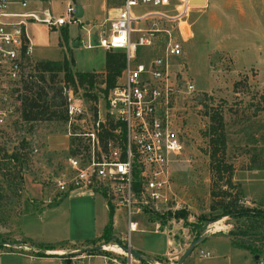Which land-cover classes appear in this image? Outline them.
<instances>
[{
  "label": "rangeland",
  "instance_id": "rangeland-1",
  "mask_svg": "<svg viewBox=\"0 0 264 264\" xmlns=\"http://www.w3.org/2000/svg\"><path fill=\"white\" fill-rule=\"evenodd\" d=\"M234 1L233 5L222 6L219 10L214 7L203 10L204 6H195L190 14L188 24L193 36L184 44L183 58L173 59V63L185 65L196 91L185 94L180 87L174 103L175 120L181 129L185 151L171 167L172 194L169 201L159 205L157 210L133 217V221L139 223L137 232L129 233L126 212L118 213L115 219L117 223L115 221L111 233L117 239L116 244L111 241L110 245H106V240L101 238L110 223V202L100 194H70L52 207L55 211H51L48 219L24 221L36 213L30 209L31 206L39 208L55 204V181L65 172L71 150L77 145L88 144L86 138L70 135L85 134L91 130L98 112H101L103 119L106 118L110 94L105 98L103 92L107 90L106 54L121 53L101 48L87 49L85 45L89 41L87 33L90 27L80 29L78 23L68 26L72 38L80 43L78 48H73L72 43H61L59 46L58 36L50 35V46L38 49L34 57L69 63L72 80H67L65 74L61 73L57 81L83 99L87 110L84 116L86 122L69 125L61 118V114L58 120L27 124L22 121L19 108L8 120L0 137V225L9 232L0 236V243L16 242L17 239L25 241L20 234L24 221L23 226L28 229L26 236L36 246L60 244L68 246V249L83 250L103 246L116 251L105 249L92 252V255L86 252L64 255L62 258L65 263L72 262L71 259L79 255L82 258H77L76 264H113L111 260L114 259L118 264H128L130 259L134 261L133 264H148L130 258L121 250L122 247L130 248L132 245L135 248L140 243L145 248L152 247L164 252L169 237L172 240L170 258L152 257L149 253L150 256H146L154 260L155 264H177L179 260L173 259L179 255L176 251L185 252L188 249L195 241L197 227L201 225L205 226L202 235L207 234V240L194 250L185 264L225 263L230 253L229 237L237 247L245 242L257 245L260 239L262 245L258 244V247H264V238L230 235L239 226L232 219L224 218L206 225L220 213V210H211L214 202L211 192L215 189L218 193L219 188V185L214 187L212 183L211 139L207 136L211 125L210 115L214 111L220 112L224 118L223 131L227 146L224 160L234 168L233 182L241 193L240 204L264 211V111H261L264 109V0ZM212 3L211 0V6ZM121 4L122 0H113L111 9L117 10ZM65 9L66 5H60L56 16L66 17ZM153 10L151 7H140L135 9V13L142 15ZM212 14L214 20L210 18ZM90 17L87 10L81 23L85 24L89 20L91 25L96 24ZM97 18L98 22L104 20L101 14ZM96 27L98 25L91 33L96 31ZM167 27L159 24V28ZM42 35L47 36L44 31ZM90 43L96 45L95 35L90 37ZM163 52L162 46L153 50L140 48L139 58L135 62H146L163 55ZM33 63L38 64L36 61ZM36 71V68L31 70L32 73ZM77 73H90L95 88L87 92L85 87L78 84L75 77ZM46 78L48 80L49 76L46 75ZM122 82L123 73L117 79L116 86ZM30 189L33 192L41 191L45 198L52 197L51 204L26 198L24 191ZM179 212L185 213V219L176 218ZM145 230L157 234H149ZM162 232L167 237L158 234ZM201 251L210 252L213 258L201 259ZM246 253L251 258L255 257L253 252ZM258 256L260 259L255 264L264 261V250ZM103 257L108 260L105 261Z\"/></svg>",
  "mask_w": 264,
  "mask_h": 264
},
{
  "label": "built area",
  "instance_id": "built-area-1",
  "mask_svg": "<svg viewBox=\"0 0 264 264\" xmlns=\"http://www.w3.org/2000/svg\"><path fill=\"white\" fill-rule=\"evenodd\" d=\"M190 1L122 0L114 18L98 26L95 32L87 33V49L101 48L125 55L123 82L109 94L106 118L98 112L91 130L70 135L86 138L88 144L77 146L76 154H70L55 188L61 195L105 196L116 211L126 212L129 233L139 230L133 217L157 210L169 201L171 167L185 151L174 103L180 87L185 94L196 90L185 65L173 63V59L183 58L184 44L193 36L188 19L195 6ZM209 1L205 0L206 5ZM140 7L155 10L138 15L135 9ZM27 9L26 0H0V137L8 120L21 107L23 83H39L38 72H31L36 65L32 60L29 23L58 29L79 22L76 7L71 4L66 17L59 18L53 17L49 10L43 11L44 17L40 18ZM159 24L168 27L159 28ZM94 35L96 45L90 43ZM157 46H162L163 55L135 62L140 48L153 50ZM63 93L69 125L85 123L87 110L83 99L66 86ZM110 124L116 126L114 130ZM107 132L113 137L105 139L104 150L102 140ZM199 256L213 258L205 251ZM111 261L118 264L116 259ZM133 262L130 259L128 264Z\"/></svg>",
  "mask_w": 264,
  "mask_h": 264
},
{
  "label": "trees",
  "instance_id": "trees-1",
  "mask_svg": "<svg viewBox=\"0 0 264 264\" xmlns=\"http://www.w3.org/2000/svg\"><path fill=\"white\" fill-rule=\"evenodd\" d=\"M62 44L67 45L69 43V32L67 29L61 31ZM126 67V57L123 53H108L106 54V81L107 90H103L105 98L110 93L109 90L115 88L117 79L122 75ZM38 72L39 83L33 81L29 83H23V94L20 96L21 107L20 116L23 122L27 124L46 122L58 120L61 116L63 120L68 122V117L65 111L66 98L64 97L62 83L57 81L58 76L61 73L65 74L67 80H72V73L69 69V63L67 61L55 62L45 61L36 65ZM46 75L49 76L47 80ZM75 77L78 80L80 86L85 87L87 92H90L95 88L93 76L90 73H77ZM264 111V109H261ZM211 125L208 130L207 136L211 141V173L213 186L219 185L216 193L215 189L212 190L211 195L214 200L211 210H220V213L212 217L206 225L215 223L224 218L232 219L236 222L237 231H231L230 235H242L244 238L255 237L264 238V211H256L249 207L241 205V193L239 187L233 182L234 168L231 165L226 164L224 160L226 150V140L223 131L224 118L223 115L214 111L210 115ZM111 129H115V125L110 124ZM124 136V135H123ZM113 135L109 132L102 140L103 148L106 149L105 139L111 138ZM78 147L80 145H77ZM71 154H76V150L72 149ZM222 183V185H220ZM109 207V226L105 228L103 236L106 240V245L116 244L117 239L112 235V226L114 225L115 207L108 203ZM184 212H179L176 215L178 219H185ZM198 232L195 241L203 234L205 226L197 227ZM100 238V239H101ZM262 239L258 240V244ZM120 244V243H118ZM256 243L245 242L243 245H239L240 248L249 252H253L255 256L261 254L264 247H258ZM92 255V252L87 253ZM65 264H71L67 262Z\"/></svg>",
  "mask_w": 264,
  "mask_h": 264
},
{
  "label": "crops",
  "instance_id": "crops-1",
  "mask_svg": "<svg viewBox=\"0 0 264 264\" xmlns=\"http://www.w3.org/2000/svg\"><path fill=\"white\" fill-rule=\"evenodd\" d=\"M26 1L28 3V9L26 11L29 13L37 14L40 18L44 17L43 11H45V10H49L52 13L53 17H55V18L63 17L64 15H60V16L58 15V17L56 16V14H57L56 11L60 5H66L65 14L67 13V9H68L70 4L73 5L74 7H76V10H77V7H81L83 10V17L81 19H83L85 17L86 11L88 10L89 16H91L90 18L92 19L93 22L95 21L96 24L91 25V21H89V20L86 21V23L84 24V23H81V21H80L81 19H78L79 20V22H78L79 28L84 29L86 26H89L90 30L88 29V27L86 28V29H88V32L89 31L91 32L92 29L95 28L96 25L100 26L101 24L107 22L109 19L114 18L117 15V10L119 9V8L117 10L111 9V4L113 5V0H26ZM210 1L207 3V5L204 7L203 10H208L210 7H214L215 9H218V8L225 6V5H228V4L233 5V2H235L234 0H226V1H224V0H221V1L212 0L213 3L211 6ZM237 4H241V3L237 2ZM13 10L18 11V12H25L19 8H13ZM113 11H116V12L113 13ZM100 14H101V16L104 17V20L98 22L99 18H97V17H99ZM210 18H211V20H214V18H215L214 14H212ZM68 26L56 29V28H49L48 26H46L44 24H39L36 22H30L28 25V33H29V36H30L32 43H33L32 60L36 61L38 63L45 62V61H55L56 62L57 60H52V59H47V58L39 59L36 56L34 57V54L36 53V51L38 49H41V47L47 48L50 46V44H51V40H50L51 36L50 35L58 36L57 43L60 46V44L62 43V38H61V33L59 32V30L67 29L69 32V43L73 44L75 42V40L72 38V35H71V32H70ZM43 31L45 32V34H47V36L42 35ZM79 46H80V43H79ZM24 193H25L24 196L26 198L33 199L36 201L38 200L39 202H43L44 204H51L52 197L51 198H47V197L45 198L44 194L41 191L33 192L30 189V191L26 190V191H24ZM53 198L55 199L54 205H50V206L49 205H42L39 208L35 207V206H31L30 209L35 210L36 213L34 214V216H30L28 218H25L24 221L30 220V219H32V220L35 219V220H40V221H42V219H48L47 216H50L51 211H55L52 207L56 206L58 203L62 202V200L67 199L68 195H61L59 193H56ZM50 208H52V209H50ZM120 212H123V211H117L116 212V214L114 216V223H115V221L117 223V220H115V219H117V217H118L117 215ZM50 218L51 217H49V219ZM24 221L22 223V227L20 228V234L26 240L22 241V240L17 239L16 242H12V243L17 244L16 247L4 246V247L0 248V264H65L64 258H62L64 255H77L79 253H83L84 251H86L85 249L83 250V248L68 249L67 248L68 246L65 247V246L60 245V244H56V245L50 244L47 246L46 245L45 246H36L35 244L31 243L29 241L30 238L26 236V234L28 233V229L25 226H23ZM217 231H219V229ZM8 232L9 231L5 227L0 225V236H5L6 234H8ZM144 232H149V234H157L156 232H152V231H148V230H145ZM214 233H216V232H214ZM218 233H220V232H218ZM158 234H162V235L166 236V234L164 232L158 233ZM206 240H207V238H206ZM167 241H168L167 242V248L164 252L163 251H156L152 247L145 248L140 243H137L135 248L132 245H130V248H131V250L142 253L144 255L150 254L152 257H159L162 259H168L171 256L170 249L172 246V240L169 237H167ZM6 242H11V241H6ZM1 243H5V242H1ZM228 244H229L230 253L228 254V257L225 256L226 257L225 263L214 261L213 264H255L257 262L255 260V257L251 258L246 253L249 251L242 249L239 246L237 247L234 244L233 239L230 237H229V243ZM106 250L116 252L114 249H106ZM118 250H119V253L122 254L121 250L120 249H118ZM176 253H178L179 255H177L178 257L176 256L173 259L174 260H180L185 252H184V250H181V252L176 251ZM77 258H82V256L79 257V255H78V257H76V258H72L71 264H76L77 263L76 261L79 260ZM187 259L183 262V264L186 263ZM206 260H209V259H206ZM106 263L107 262H105V264ZM160 263L162 264V262H160Z\"/></svg>",
  "mask_w": 264,
  "mask_h": 264
},
{
  "label": "water",
  "instance_id": "water-1",
  "mask_svg": "<svg viewBox=\"0 0 264 264\" xmlns=\"http://www.w3.org/2000/svg\"><path fill=\"white\" fill-rule=\"evenodd\" d=\"M190 5L192 6H206V2L205 0H192L190 1ZM83 17V10L81 7H77V13H76V18L77 19H81ZM73 48H78L79 47V43L78 41H75L72 44ZM207 238V234H204L202 236H200L196 241H194L189 247L188 249L185 251V253L183 254V256L181 257V259L179 260L178 264H183V262L194 252V250L201 245L202 243L205 242ZM7 246V247H16L17 244L16 243H12V242H5V243H0V248ZM105 250V247L103 246H97V247H93V248H88L86 249V253L89 252H100ZM122 250L124 251V253H126L130 258H135L139 261H144L147 262L148 264H155L156 262L153 261L152 259H150L149 257H147L146 255L133 251L130 248H126V247H122ZM260 258L259 256H255V260L258 261Z\"/></svg>",
  "mask_w": 264,
  "mask_h": 264
},
{
  "label": "bare ground",
  "instance_id": "bare-ground-1",
  "mask_svg": "<svg viewBox=\"0 0 264 264\" xmlns=\"http://www.w3.org/2000/svg\"><path fill=\"white\" fill-rule=\"evenodd\" d=\"M121 249V248H120ZM122 250V249H121ZM123 251V250H122Z\"/></svg>",
  "mask_w": 264,
  "mask_h": 264
}]
</instances>
